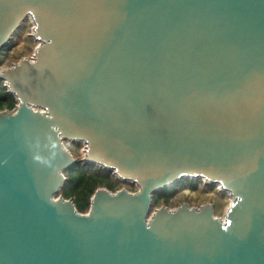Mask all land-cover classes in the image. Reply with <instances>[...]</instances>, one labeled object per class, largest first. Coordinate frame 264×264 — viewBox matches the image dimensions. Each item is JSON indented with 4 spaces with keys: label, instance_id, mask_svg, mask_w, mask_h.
<instances>
[{
    "label": "water",
    "instance_id": "95a60500",
    "mask_svg": "<svg viewBox=\"0 0 264 264\" xmlns=\"http://www.w3.org/2000/svg\"><path fill=\"white\" fill-rule=\"evenodd\" d=\"M0 264H264V0H0ZM82 142V158L64 142ZM77 161L136 190L60 191ZM201 179L213 205L153 208Z\"/></svg>",
    "mask_w": 264,
    "mask_h": 264
},
{
    "label": "rangeland",
    "instance_id": "374dc122",
    "mask_svg": "<svg viewBox=\"0 0 264 264\" xmlns=\"http://www.w3.org/2000/svg\"><path fill=\"white\" fill-rule=\"evenodd\" d=\"M31 29L32 22L30 19H25L20 27L13 33L9 44L0 52V69L11 66L22 57H31L33 55L37 42L30 35ZM64 144L74 158H82V142L65 141ZM94 168L95 167L91 165L84 167L85 170L90 172H92ZM105 176L108 177L107 181L99 184L97 188H105L110 192H115L121 188H125L131 192L136 190L134 185L126 181H121L112 173L106 174ZM72 189L73 188L67 184L58 191L55 196H63L62 193L67 191V196H69L67 199L71 198L75 204H79V196ZM182 203H187L190 206L211 203L213 205L214 215L222 217L230 203V197L227 192L218 189L216 186L210 187L209 184L203 181H197L196 184L193 185L189 179H185L181 185L171 191V194L161 198L152 209L160 206H167L172 209L178 207ZM87 211L88 208L79 212L85 213Z\"/></svg>",
    "mask_w": 264,
    "mask_h": 264
},
{
    "label": "trees",
    "instance_id": "16d2710c",
    "mask_svg": "<svg viewBox=\"0 0 264 264\" xmlns=\"http://www.w3.org/2000/svg\"><path fill=\"white\" fill-rule=\"evenodd\" d=\"M16 100L14 96L7 92V88L3 85V82L0 81V110L2 109H11L15 106ZM88 166L87 164H83L81 161H77L72 164L64 171V175L66 176V181L63 186L69 184L75 193L79 196V204H75V207L78 211H83L85 209H89L90 206V198L94 191L97 189V186L104 181H107L108 177L106 174L112 173L111 170L103 169L97 165L94 166V170L92 172L87 171L84 167ZM89 172V173H88ZM185 179H181L178 184L165 187L164 189L157 191L153 195V207L156 203L159 202L161 198L166 197L171 194V191L175 190L179 185L184 182ZM190 182L194 185L197 181H202L201 179H189ZM193 181V182H192ZM214 186V185H210ZM60 189V190H61ZM63 197L67 198L68 192L64 191Z\"/></svg>",
    "mask_w": 264,
    "mask_h": 264
},
{
    "label": "flooded vegetation",
    "instance_id": "af4514ba",
    "mask_svg": "<svg viewBox=\"0 0 264 264\" xmlns=\"http://www.w3.org/2000/svg\"><path fill=\"white\" fill-rule=\"evenodd\" d=\"M210 186V185H209ZM210 187H215V185L214 186H210Z\"/></svg>",
    "mask_w": 264,
    "mask_h": 264
}]
</instances>
